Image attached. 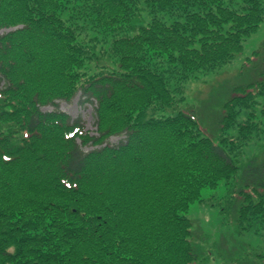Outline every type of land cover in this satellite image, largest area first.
Segmentation results:
<instances>
[{
  "label": "trees",
  "instance_id": "obj_1",
  "mask_svg": "<svg viewBox=\"0 0 264 264\" xmlns=\"http://www.w3.org/2000/svg\"><path fill=\"white\" fill-rule=\"evenodd\" d=\"M263 14L264 0H0V264H202L186 212L232 177L231 221L264 222V158L227 150L264 137V43L219 138L182 106ZM78 93L96 134L58 107Z\"/></svg>",
  "mask_w": 264,
  "mask_h": 264
},
{
  "label": "rangeland",
  "instance_id": "obj_2",
  "mask_svg": "<svg viewBox=\"0 0 264 264\" xmlns=\"http://www.w3.org/2000/svg\"><path fill=\"white\" fill-rule=\"evenodd\" d=\"M147 18L150 14L144 11ZM242 51L230 63L216 71H210L205 75L198 76L186 84L187 103L183 104L188 111L194 112L200 123L204 134L209 137H220L219 119L224 114V102L229 99L232 87L247 80L244 71L250 67V62L264 43V14L262 21L256 31L245 41ZM109 42L106 44L108 46ZM106 58L103 60L106 61ZM95 63L88 62L84 68L93 71ZM254 76V75H253ZM240 79H244L239 81ZM234 84V85H233ZM82 95L78 93L71 101H60L59 108L65 110L74 119L81 117L91 134L97 133L95 126L96 105L91 102H82ZM258 105L264 104V95L258 97ZM46 110L54 109V106H45ZM256 109L260 110L259 107ZM248 111L240 114L239 120H244L248 116ZM238 131L228 129L226 134L237 133ZM264 136V135H263ZM122 137V136H121ZM120 136H113L110 142L117 144L121 140ZM232 149L227 146V150L235 160L241 159L242 166L247 160H259L264 158V137L254 135L249 139L245 148L237 146ZM239 152V153H238ZM237 185V179H224L216 187L206 186L202 188V196L191 204L186 214L193 225V236L195 247L199 252L202 264H264V222L258 216L248 220L244 229L231 221L232 209H238L239 202H234L228 207V199H231L230 190ZM229 212L223 211V208ZM233 220V219H232Z\"/></svg>",
  "mask_w": 264,
  "mask_h": 264
}]
</instances>
